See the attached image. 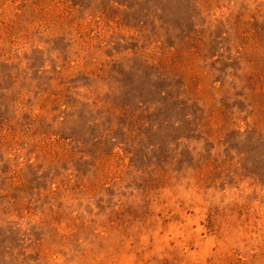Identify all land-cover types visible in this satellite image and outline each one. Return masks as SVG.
Wrapping results in <instances>:
<instances>
[{"label":"rangeland","instance_id":"1","mask_svg":"<svg viewBox=\"0 0 264 264\" xmlns=\"http://www.w3.org/2000/svg\"><path fill=\"white\" fill-rule=\"evenodd\" d=\"M0 264H264V0H0Z\"/></svg>","mask_w":264,"mask_h":264}]
</instances>
